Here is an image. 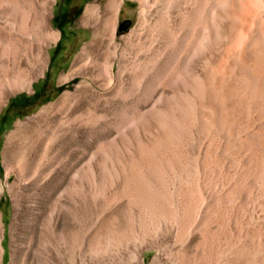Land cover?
<instances>
[{
	"label": "rangeland",
	"instance_id": "rangeland-1",
	"mask_svg": "<svg viewBox=\"0 0 264 264\" xmlns=\"http://www.w3.org/2000/svg\"><path fill=\"white\" fill-rule=\"evenodd\" d=\"M90 1L77 0L57 56L60 0H0V264H264V99L259 106L243 90L245 58L227 62L233 23L211 44L204 72L196 59L206 28L188 25L185 0H124L108 27L84 18ZM173 2L184 18L165 15ZM167 19L174 49L160 39ZM68 37L74 42L62 45ZM249 38L252 62L264 38L260 51L257 34ZM185 64L199 78L218 76L213 90L197 93L203 99L184 91ZM220 64L232 75L226 86ZM185 96L207 110L185 114L176 108Z\"/></svg>",
	"mask_w": 264,
	"mask_h": 264
},
{
	"label": "bare ground",
	"instance_id": "bare-ground-1",
	"mask_svg": "<svg viewBox=\"0 0 264 264\" xmlns=\"http://www.w3.org/2000/svg\"><path fill=\"white\" fill-rule=\"evenodd\" d=\"M132 1H136L137 3L138 2H140L141 3V1L140 0H132ZM173 1H177V0H173ZM182 1V0H181ZM180 1V2H181ZM264 1V0H263ZM120 0H104V1H102V2H100V1H97V0H93V1H90V3H89V5H88V7L86 8V11H85V17L84 18H87V17H89V16H94L95 18H97V19H99L101 22H100V26L101 27H108L109 26V24H110V20H112L113 18H115V17H117V15L120 13V11H121V8H120ZM156 2H158V1H156ZM174 3V2H173ZM185 3L187 4L185 7V9H188V8H190L189 6H191V10H188V12H190L188 15H190L189 16V18H191V19H189V21L191 22V20H194V24H191V23H193V22H189V26H193V27H195V26H197L198 24L200 25V28H204V31H205V28H206V31L205 32H203V33H201V36H199V39H201V42H203V44L202 45H200V46H202V47H200V50H203V52H202V54L199 56V57H197V59H196V61H202L203 63H204V65H205V71L204 72H206V71H208V69H206V67L208 66V60H209V56L211 55V48H212V46H211V44L212 43H215L216 41H218L217 39H219L220 37H222L223 36V34H224V30L223 29H225V27L227 26V19H230L231 20V22L233 23V27H234V34H233V37H232V35L230 36V38L232 37V39H230V38H228V39H230V42H231V45H230V42H229V40H228V43L227 44H229V45H227L226 46V50L225 51H227V49H228V51L226 52V54L227 53H229L230 54V57H229V55L227 54V56L229 57V59H228V57H226L227 59H228V61L227 62H232L233 63V61L237 58L238 60H240V59H243V58H245V60H243V63L244 62H246L245 64H243L242 63V61L241 62H239V65L242 63V66L244 65L245 67H246V65L248 66V64H249V66L247 67L248 69H244V71H243V74H245L246 72H245V70H248V74L246 73V75H249V77H250V79H247V81H246V79H245V84L244 83H242L241 82V84H244V85H246V87L243 85V90H244V92L246 93V94H249V97H250V95H252L251 97L253 98H255L256 99V102H258L257 100H259L260 102H259V106H261L262 104V102H263V99H264V96H263V94H264V85L262 86L261 85V82H264V66H262V65H264V57L262 58V56L264 55H262V56H260L261 54H262V52L264 51L262 48H264V40L262 39V38H264V4H263V2H262V4H259L258 5V3L255 1V0H185ZM192 4V5H191ZM144 5V4H143ZM167 4H165V6H166ZM141 6V5H140ZM179 6V3L178 2H176V3H174V5H170L169 6V9H167V10H165L164 8V10H165V15L166 16H169V17H171V15L172 14H174V13H176V15H178V16H180L181 14H180V11H179V9L177 8V7ZM180 7H183V6H180ZM162 9V8H161ZM176 9H178V10H176ZM160 10V9H159ZM147 11V10H146ZM139 12V11H138ZM186 12V11H185ZM188 12H186V13H188ZM159 13V12H158ZM163 13H164V11H163ZM182 13H183V11H182ZM186 13H185V15H186ZM140 14H146L145 13V10H144V7L142 6V8L140 9ZM142 15V16H143ZM183 15V14H182ZM181 15V16H182ZM164 15H162V17H163ZM180 16V17H181ZM180 17H179V20H181L180 19ZM174 18H176V17H174ZM178 18V17H177ZM182 18H184V15H183V17ZM187 18V17H186ZM238 19L237 21H239V23L236 25L235 23H234V19ZM165 19V18H164ZM172 19V18H171ZM184 20V19H183ZM183 20H181V22L179 23V26H178V28H182L183 29V26H184V22L185 21H187V19H185L184 21ZM208 20V24H207V26H206V21ZM163 21V20H162ZM171 20H168L167 19V22H166V24H164V23H162V25L161 26H163L164 27V32L162 33V35L160 34L161 32H159V34H160V39H162V42H164V47L166 48V47H171L172 46V48H173V42H172V39H174L173 37H174V33L173 34H171L169 31H170V29L172 30V27L170 28V22ZM179 22V21H178ZM204 23L205 25L203 26V27H201V24L200 23ZM195 23H196V25H195ZM202 23V24H203ZM156 25V24H155ZM172 25V24H171ZM158 27V26H157ZM185 27V26H184ZM199 27V26H198ZM162 28V27H161ZM168 28H170V29H168ZM190 28V27H189ZM160 29V28H159ZM169 30V31H168ZM187 30V29H186ZM185 30V31H186ZM189 30V29H188ZM187 30V31H188ZM194 29L192 28V31H193ZM201 30H203V29H201ZM160 31H161V29H160ZM179 31V30H178ZM252 33H256L257 34V36H258V38H255V40L253 41V45L254 46H260L261 44H259L260 43V39H262L263 40V44H262V47H261V51H260V47H258L257 49H256V47H255V50H258V51H260V52H258V53H260L259 54V57H261V58H257V56L255 57H252L251 59H252V62L250 63V62H248L249 61V58L247 59L246 58V56H245V54H247V56L248 55H250L251 53H252V55L251 56H253L254 55V49H252L251 50V53L250 52H246L247 50H246V46H247V39L249 38V35L250 34H252ZM164 34V35H163ZM173 35V36H172ZM253 36H254V34H253ZM176 37V36H175ZM252 36H250V38H251ZM224 38V37H223ZM249 38V39H250ZM248 39V40H249ZM252 39H253V37H252ZM161 41V40H160ZM161 42V43H162ZM172 43V44H171ZM233 43V44H232ZM251 43V42H250ZM174 44H175V40H174ZM259 44V45H258ZM171 45V46H170ZM251 45V44H250ZM229 46H231V47H229ZM233 47H234V49H233ZM250 47V46H249ZM248 46H247V48H249ZM254 48V47H253ZM174 49V48H173ZM173 49L171 50V48H169V50L172 52L173 51ZM230 49V50H229ZM236 49V55L234 54V55H232L231 53H234V52H232V51H234ZM250 49V48H249ZM165 50H167V49H165ZM216 50V49H215ZM225 51L224 52H222V54L221 55H223V53H224V56H225ZM253 51V52H252ZM167 52H169L168 50H167ZM175 51H173V53H174ZM255 52H257V51H255ZM170 53V52H169ZM250 53V54H249ZM258 53H256V54H258ZM169 55V54H168ZM175 55H176V52H175ZM174 55V57H177V56H175ZM170 56V58L172 57V55H169ZM223 56V57H224ZM231 56H237L236 58H232ZM168 58V57H167ZM225 58V57H224ZM224 58L222 59V60H224ZM232 58V59H231ZM176 59V58H175ZM178 59V58H177ZM233 60V61H231V60ZM238 60L236 61H234V63L236 62H238ZM169 61H170V59H169ZM178 61V60H177ZM225 61V60H224ZM263 61V64L261 63ZM174 62V61H173ZM221 62H223V61H221ZM226 62V61H225ZM224 63V62H223ZM232 63H228V66L230 67L231 65H232ZM233 63V64H234ZM235 63V65H237ZM175 64V63H174ZM184 64V63H183ZM182 64V65H183ZM218 64H219V62H218ZM229 64H231V65H229ZM251 64H252V66H251ZM176 65H177V62H176ZM221 65V66H220ZM219 66L220 67H222V64H220ZM224 65V67L227 65V63H226V65L225 64H223ZM239 65H238V68H239ZM233 66V65H232ZM231 66V67H232ZM241 66V67H242ZM251 66V67H250ZM230 67V68H231ZM240 67V68H241ZM179 70H181V68L179 69ZM223 70V71H222ZM222 70H220L221 72V74L219 73V75L221 76H219L220 78H222L221 80H222V85L224 84V79L225 78H227V76H229V77H231L232 78V75L230 76L228 73H226V71H227V69L225 70V72H224V69H223V67H222ZM241 70V69H240ZM182 72H183V74H184V76L185 75H187L188 76V80L187 81H185L184 83H183V85H184V88H183V86H182V88L183 89H185V86H187V89H189V87L191 88V89H189L190 90V93H191V90H192V92H195V93H193L194 94V96H193V98H195V99H193L194 101H196L197 99V97L200 95V96H202L200 93H202V94H204L205 93V91H207V90H210L209 88L211 87L212 88V85L214 84L215 85V83H213L212 82V84H210L211 83V81H213V80H217L216 78H218V76L217 77H213V80H211L210 79V76L212 77V75L211 74H213V73H211V74H209V76H207L205 73H203L205 76H203L202 74V77L201 78H199L198 77V75L196 74V72L193 70V69H189L187 66H186V64H185V66H184V68H183V70H181ZM216 71H219L218 70V67L216 68ZM228 71H232L231 69L230 70H228ZM245 72V73H244ZM181 73V72H180ZM229 73H231V72H229ZM182 74V75H183ZM215 76H216V74H214ZM218 75V74H217ZM259 75V76H258ZM234 76V75H233ZM204 77V78H203ZM205 77H206V79H205ZM207 77H208V79H207ZM228 77V78H229ZM224 78V79H223ZM230 78V79H231ZM234 78V77H233ZM246 78V77H245ZM210 79V80H209ZM165 80V79H164ZM182 80V79H181ZM184 80H186V79H184V77H183V81ZM224 80V81H223ZM233 80H235V78L233 79ZM241 80V79H240ZM239 80V81H240ZM249 80V81H248ZM260 80V81H259ZM209 81H210V83H209ZM217 81H220V80H217ZM216 81V82H217ZM242 81H244V79H242ZM234 82V81H233ZM247 82H250V83H247ZM218 83L219 82H217V85H218ZM225 83H226V81H225ZM235 83V82H234ZM247 83V84H246ZM180 84V88H181V84L182 83H179ZM239 84V83H238ZM250 84V85H249ZM213 85V86H214ZM227 85V83L225 84V86ZM234 85V84H233ZM221 86V85H220ZM236 86L237 85H235V86H233V87H235L236 88ZM242 86V85H241ZM178 88H179V86H177ZM215 87V86H214ZM218 87V86H217ZM233 87H226V89H227V92H229V88H232V89H230V90H233ZM239 85H238V87H237V90L239 89ZM240 88H242V87H240ZM175 89V88H174ZM183 89H181L182 91H183ZM187 89H185L184 91H186ZM223 89V88H222ZM180 90V89H179ZM179 90H176L178 93H180L181 91H179ZM212 90H213V88H212ZM236 90V91H237ZM242 89H239L238 90V92L239 91H241ZM246 91H248L249 93H247ZM198 92H200L199 93V95L197 94ZM232 92H234V90L232 91ZM243 91L241 92V93H243V94H245ZM177 93V94H178ZM186 93V92H185ZM184 93V94H185ZM187 93L189 94V91H187ZM207 93V92H206ZM216 93V92H215ZM223 93V92H222ZM192 93L190 94L191 96L190 97H192V95H193ZM209 94H210V92H209ZM230 94V93H229ZM228 94V95H229ZM236 94V93H235ZM181 95V94H180ZM185 95H187V94H185ZM195 95L197 96V97H195ZM216 95V94H215ZM222 95V94H221ZM224 95V94H223ZM182 96V95H181ZM208 96V95H207ZM207 96H206V98H207ZM246 96V95H245ZM173 97V96H172ZM187 96H185V98H186ZM189 97V98H190ZM210 97H211V95H210ZM158 98H161V99H164L166 102L165 103H167L168 104V101H167V95H165L164 94V92H161L160 94H159V96H158ZM184 98V97H183ZM204 97L202 96V99H203ZM222 98V97H221ZM244 98V97H243ZM253 98V99H254ZM224 99H225V97H224ZM230 99V98H229ZM241 99V98H240ZM179 100H181V99H179ZM186 100L187 101H183L182 103H180V107L177 105L176 106V108H180L181 110H183L184 112H185V114L186 113H189L188 111H189V109H191L193 106H194V110L193 111H195V105H194V103H192L193 101H191L190 102V100H192V98L191 99H187L186 98ZM189 100V101H188ZM208 100V99H207ZM210 101H211V99H210ZM243 101V100H242ZM247 101V100H246ZM162 102H164V101H162ZM172 102V101H171ZM200 102V101H199ZM199 102H196V103H199ZM204 102V101H203ZM236 102V101H235ZM234 102V103H235ZM201 103V102H200ZM231 103V102H230ZM237 103H238V100H237ZM242 103V102H241ZM244 103V102H243ZM179 104V103H178ZM223 104H225V103H223ZM222 104V105H223ZM232 104V103H231ZM174 105H175V103L173 104V106L171 107V108H174ZM199 104H197V106H198ZM204 105H206V104H204ZM233 105V104H232ZM231 105V106H232ZM236 105V104H235ZM170 105H168V106H166V107H169ZM202 106V105H201ZM198 106L197 108L200 110L201 108H203L202 110H204V111H206L207 109H206V106H205V109H204V106ZM213 106V105H212ZM217 106V105H216ZM225 106H226V104H225ZM228 106H229V104H228ZM230 106V107H231ZM239 106V105H238ZM253 106V105H252ZM201 107V108H200ZM214 107H215V105H214ZM227 107V106H226ZM225 107V108H226ZM223 108V107H222ZM239 108V107H238ZM256 108H258V107H256ZM255 108V109H256ZM264 108V107H263ZM153 109V108H152ZM151 109V110H152ZM156 108L154 107V110H155ZM162 109V108H161ZM198 109H196V110H198ZM213 109V108H212ZM215 109V108H214ZM224 109V108H223ZM223 109H221V110H223ZM261 109V108H260ZM259 109V110H260ZM173 110V109H172ZM209 110H210V108H209ZM216 110V109H215ZM218 110V109H217ZM226 110H227V108H226ZM253 110V109H252ZM257 110V109H256ZM173 111H176L175 109L173 110ZM182 111V115H184V112ZM220 111V110H219ZM229 111H231L230 109H229ZM236 111V110H235ZM261 111V110H260ZM139 112V111H138ZM155 112V111H154ZM196 112V111H195ZM194 112V113H195ZM198 112V111H197ZM200 112V111H199ZM223 112H224V110H223ZM227 112H228V110H227ZM242 112V111H241ZM140 113V112H139ZM153 113V112H152ZM165 115H168L167 114V112L165 111ZM178 113H179V111H178ZM177 113V114H178ZM191 113V112H190ZM202 113V112H201ZM200 113V114H201ZM208 113V112H207ZM222 113V112H221ZM220 113V114H221ZM154 114H156V113H154ZM172 114V113H171ZM203 114V113H202ZM206 114V113H205ZM219 114V113H218ZM227 115V114H226ZM162 116H164V115H162ZM177 116H179V114L177 115ZM181 116V115H180ZM179 116V117H180ZM185 116V115H184ZM187 116V118L189 117V114H187L186 115ZM206 116V115H205ZM204 116V117H205ZM209 116V115H208ZM219 116V115H218ZM223 116V115H222ZM225 116V115H224ZM160 117V116H159ZM199 117V116H198ZM201 117V116H200ZM203 117V116H202ZM203 117V118H204ZM226 117V116H225ZM151 118H152V116H151ZM187 118H185V119H187ZM191 118V117H190ZM203 118L201 119V120H203ZM219 118V117H218ZM227 118V117H226ZM225 118V119H226ZM260 118V117H259ZM258 118V119H259ZM152 119H154V116H153V118ZM175 119V118H174ZM174 119H173V121H174ZM183 119V118H182ZM211 119V118H210ZM224 119V117L222 118V120ZM224 119V120H225ZM208 120V119H207ZM218 120V119H217ZM257 120V119H256ZM157 121L158 122H160V124L162 125V122L164 121H162L161 122V119H160V121H159V119L157 118ZM173 121H171V122H173ZM175 121H176V119H175ZM178 121V120H177ZM177 121H176V124H177ZM181 121V120H180ZM184 121V120H183ZM187 121H188V119H187ZM204 121V120H203ZM169 122H170V120H169ZM179 122V121H178ZM185 122V121H184ZM258 122V121H257ZM262 122V121H261ZM147 120H143V123L140 121L139 123H137V125H136V127H134V128H136V129H140L141 130V132H143L144 130L146 131V129H147ZM186 123V122H185ZM203 123V122H202ZM219 123V122H218ZM217 123V124H218ZM260 123V122H259ZM264 123V122H263ZM183 124V123H182ZM223 124V123H222ZM228 124V123H227ZM230 124V123H229ZM173 126L175 125V124H172ZM263 125V124H262ZM164 126H167L166 124L164 125ZM172 127V126H171ZM168 128H170V126L168 127ZM255 128V127H254ZM163 129V128H162ZM259 129V128H258ZM164 130V129H163ZM166 130V129H165ZM164 130V131H165ZM177 130V129H176ZM175 130V131H176ZM133 131V130H132ZM136 131V130H135ZM134 131V132H135ZM167 131V130H166ZM179 131V130H178ZM177 131V132H178ZM133 132V133H134ZM137 133V132H136ZM136 133H134V134H136ZM139 134V133H138ZM139 136V135H138ZM137 136V137H138ZM261 136V135H260ZM246 137V136H245ZM132 138V137H131ZM248 138V137H247ZM264 138V137H263ZM137 139H135V141H136ZM139 141V140H138ZM252 142V141H251ZM139 144V143H138ZM140 144H141V141H140ZM141 147H143V145L141 146ZM138 148H140V147H138ZM263 148V147H262ZM143 149V148H142ZM139 150H141V148L139 149ZM145 153V152H144ZM251 160V159H250ZM257 163V162H256ZM129 166H131V165H129ZM256 166V165H255ZM122 168V170H124L123 169V167H121ZM132 168V167H131ZM256 168V167H255ZM121 170V171H122ZM79 172L81 173V171H79V168H77L76 169V171H75V174H74V176H75V179L72 181V188L70 189L71 190V192H73L76 196L79 194V187L81 186L80 185V183H81V175H79ZM132 176H130L129 178H131ZM133 178V177H132ZM131 178V179H132ZM132 180H134V179H132ZM137 180V179H136ZM135 180V181H136ZM140 180V179H139ZM126 181H127V179H126ZM129 181H130V179H129ZM141 181V180H140ZM144 181V180H143ZM136 182H138L139 184H140V182L137 180ZM138 183H136V184H138ZM129 185V184H128ZM132 186V185H131ZM134 188V187H133ZM135 189H137L136 187H135ZM144 189V188H143ZM69 190V189H68ZM71 194V193H70ZM143 194H145V193H143ZM77 198V197H76ZM78 201L77 200H74V204H76ZM79 205V204H78ZM182 217L183 218H181V220H182V222L184 223L185 222V224H186V221H188L187 219H188V217H187V214H184V215H182Z\"/></svg>",
	"mask_w": 264,
	"mask_h": 264
},
{
	"label": "crops",
	"instance_id": "crops-1",
	"mask_svg": "<svg viewBox=\"0 0 264 264\" xmlns=\"http://www.w3.org/2000/svg\"><path fill=\"white\" fill-rule=\"evenodd\" d=\"M97 1L102 2L101 0H97ZM120 1L121 2H120L119 5H120V8L122 9V3H124V0H120ZM60 2H61L62 8H61V11L58 13V28H59V32H58L57 40L55 41V43L53 45V48H52L53 53L55 55H57V56H60L62 54L63 50L66 49L65 47H62V48L59 47L60 41H61V37H62V30L65 29V28L73 27L75 25V23H76L75 19L79 15V13H76L77 0H72V2H68V0L67 1L66 0H60ZM126 12H128V11H125L124 13L126 14ZM71 13L74 14L73 18H69V15ZM120 13H121V11H120ZM120 13L115 18H119ZM113 20L111 21V24H113ZM79 24L86 25L87 23L86 22L82 23V22L79 21ZM72 39H73V37H71V38L68 37L61 44L62 45L63 44L66 45L67 44V46H70L74 42V40H72Z\"/></svg>",
	"mask_w": 264,
	"mask_h": 264
},
{
	"label": "water",
	"instance_id": "water-1",
	"mask_svg": "<svg viewBox=\"0 0 264 264\" xmlns=\"http://www.w3.org/2000/svg\"><path fill=\"white\" fill-rule=\"evenodd\" d=\"M126 25H128V22H125V23H123V24L120 26V29H123V28H125V27H126Z\"/></svg>",
	"mask_w": 264,
	"mask_h": 264
}]
</instances>
